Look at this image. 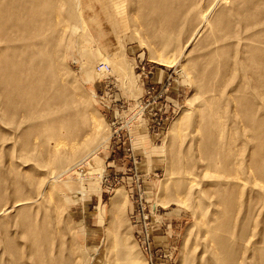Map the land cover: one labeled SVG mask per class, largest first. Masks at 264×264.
<instances>
[{
  "label": "rangeland",
  "instance_id": "374dc122",
  "mask_svg": "<svg viewBox=\"0 0 264 264\" xmlns=\"http://www.w3.org/2000/svg\"><path fill=\"white\" fill-rule=\"evenodd\" d=\"M59 2L76 22L29 0L28 30L0 27L1 75L16 50L56 80L34 102L0 84V264H264V183L248 219L234 190L242 98L264 117V0ZM69 113L95 134L30 135Z\"/></svg>",
  "mask_w": 264,
  "mask_h": 264
},
{
  "label": "bare ground",
  "instance_id": "6f19581e",
  "mask_svg": "<svg viewBox=\"0 0 264 264\" xmlns=\"http://www.w3.org/2000/svg\"><path fill=\"white\" fill-rule=\"evenodd\" d=\"M19 1H22V3L20 5H22L21 8H23L25 13H28V15H29L30 10L34 11V8H32L29 4H27V2H29V0H0V27H3L4 29H6V32L3 33V35L7 38L11 37V34L14 33L15 28L18 29L21 27V29L26 31L31 27L30 21H25V22L19 21L17 23H16V21H12V19L16 17L11 13V11L14 9L13 5L19 3ZM41 1L47 7L45 10L47 12L46 13L44 12L46 14V17H49V18L54 17L55 19L56 18L59 19V18H62V16H63V17L68 18V19L71 18L70 19L71 22H76L77 19H76L75 15L73 14V12H69V10H67V8L64 6L62 7L61 4L58 6V4L61 3V2H59V0H41ZM57 2H59V3L57 4ZM67 5H68V3H67ZM68 6H70V5H68ZM70 8H71V6H70ZM36 15L37 14H33V17L35 18ZM49 18H47V19H49ZM34 22H35V19H33L32 23H34ZM16 24H18V25L16 26ZM34 29L35 28H33L32 30H34ZM20 53L21 52L14 50L11 53L7 52V53L3 54V57H6L5 61L7 62V68H5V71L6 70L7 71H6V73H3L2 75L0 74V77L2 79V80H0V84L4 88H10V89L18 90L19 94H22L25 92V96L27 97V100L34 102L36 100V96L33 93H41V92L43 93L45 91L44 89H46V87H48L51 83H54L56 80L53 76L50 75L49 72H47L48 67L39 66V68H38L37 66L35 67V66L31 65L29 62L23 63V61H21L20 55H17ZM35 56L39 57V55H37V54ZM262 60H261V62H262ZM22 66H23V69L25 71H32L30 77L19 76L18 71L21 70ZM101 68L102 67H100V69ZM105 69H107V67H105ZM253 78L256 79V77H253ZM261 80H262V78H261ZM255 82H256V80H255ZM257 83H259V82H257ZM254 87H255V85H254ZM26 90L30 91L32 94H28L26 92ZM263 91L264 90H262L261 86L259 88H258V85L256 86L255 95L259 99V101H261V102H259L257 100L258 103H260L259 106H261V107L264 106V93H262ZM237 99H238V97H237ZM247 100H248V98H247ZM247 100L245 98L243 100V98H242V101H241L239 106L244 104V106L247 105L248 108L244 109V107L241 106L240 111L238 110V113H236L237 115H235L238 118L240 129L243 132L242 135L244 137H246V133H249V134L245 138L248 141V145L245 146L241 142L242 147H241V153L239 152L240 155L238 154L239 155L238 159L240 158L239 159L240 162H239V166L237 169L238 178H237V182H236L238 189H236L234 187L235 188L234 190H238L237 196L239 199L238 205H239V210L241 211L240 214L242 216H247V219H248V215H246L245 213L247 211L248 212L251 211L250 209L252 208V200H251V202H250V200H249V202L244 201L243 200L244 195L246 193H249L250 195H251V193H254V192L256 193L257 188H259V187H260L259 189L262 188L261 185H259L258 183H261V182L264 183V119H263L264 117L261 118V120H260V118L256 114H254L255 105L253 106L254 108L252 110V108H251L252 104L249 106L250 102L248 104ZM55 101H56V97H55ZM249 101H250V99H249ZM4 103H5L6 107L9 108L10 105H7L8 102H4ZM43 103H44V101H43ZM67 103H64L63 106L67 105ZM40 104L33 106L32 109H33V111H35V113H40V108H42L40 106ZM44 106H43V110L46 109L47 105L45 106V108H44ZM242 107H243V109H242ZM56 109H58V108H56ZM76 119H78L80 121L73 127V130H72L73 133H72L71 137L68 136L69 138H75L76 139V137L79 135V132H82V131H80V129H82V128L86 129L90 134H95L94 132H92L93 130L87 124L85 125L86 121L84 119L75 118V116L72 115V113H69V114H65V116L63 115L62 117L55 118V119L51 120L50 122H45L43 124L41 122H40L41 124H39V122H38L34 127L31 128L30 135L38 137V138L39 137L40 138H42V137L46 138L47 137L46 139H48V140L50 139L49 141H51V140L55 141V143H54L55 148L54 149H57V151H59L61 149L66 150L68 144L66 142H64V140H59V141L57 140L59 138V131L61 129H63V127L65 125H71L75 121H78ZM92 125L96 126V124H92ZM95 137H97V136H95ZM43 145H44V138H43ZM239 145L240 144H238L237 146H239ZM232 186H234V183ZM257 193H258L257 195H259V192H257ZM122 197L123 196L120 194V191L117 190L116 195L111 199L110 210L112 211V215L115 214L117 216H121L122 208L124 206L123 205L124 202L122 200ZM259 198H260V195H259ZM262 198H261V200H262ZM237 208H238V206H237ZM248 212H247V214H248ZM113 219H116V217L113 216ZM247 225H249V224H247ZM238 226L240 227L239 224H238ZM244 226H245V224L243 226H241V228L239 229L242 233L244 231H246V227H244ZM248 227H251V225ZM113 230H114L113 227L108 228L106 230L107 235L111 236L113 233L112 232ZM220 251H221V254L228 255L227 249L221 248Z\"/></svg>",
  "mask_w": 264,
  "mask_h": 264
}]
</instances>
